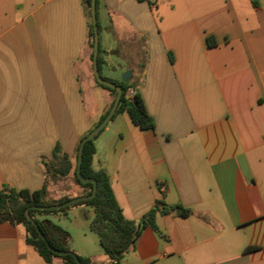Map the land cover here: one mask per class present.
I'll return each instance as SVG.
<instances>
[{
	"label": "crops",
	"instance_id": "1",
	"mask_svg": "<svg viewBox=\"0 0 264 264\" xmlns=\"http://www.w3.org/2000/svg\"><path fill=\"white\" fill-rule=\"evenodd\" d=\"M89 21L83 0H0V190H39L56 146L74 166L79 139L108 111ZM96 22L100 76L130 71L153 129L116 114L91 169L105 171L126 220L168 209L118 264H264V0H96ZM72 172L48 197L80 194ZM70 210L84 239L65 230L67 247L113 264L86 233L90 207L39 219ZM0 264L46 263L21 224L1 223Z\"/></svg>",
	"mask_w": 264,
	"mask_h": 264
},
{
	"label": "trees",
	"instance_id": "2",
	"mask_svg": "<svg viewBox=\"0 0 264 264\" xmlns=\"http://www.w3.org/2000/svg\"><path fill=\"white\" fill-rule=\"evenodd\" d=\"M83 2L85 8L88 10L87 14L90 19V0H83ZM96 25L98 29L97 22ZM88 27L90 38L89 46L92 48L93 32L91 21H89ZM207 44L209 46H213L215 43L213 39L207 38ZM99 65L100 59L98 49L97 67L98 72L100 73ZM102 78L121 87V96L112 118L116 114L125 111L129 115L131 122L138 126L141 130H152L153 121L147 114L142 99L139 93L135 90V85L131 82H115L104 77ZM97 85L110 93L112 97V105L116 91L98 83ZM130 90L132 93H129ZM129 103H131V106H128ZM106 113L101 117L99 122L105 117ZM85 135L79 139V142ZM95 137L84 144L80 165V173L82 177L86 179H93L95 181L96 192L94 197L90 200L76 203L70 207L60 210H38L31 208L28 210V214L38 225L47 243L52 248L60 251H71L67 247V242L69 239L68 233L59 226L53 224L51 221L47 219L41 220L39 217L65 213L69 208L80 205L90 207L93 210V218L89 223V230L97 236L98 243L104 255H106L113 264H118V261L122 258V256L133 248L142 228L146 225L154 227L155 214L157 212L162 214L167 213L168 209L165 207L160 209V205H156L139 223L136 224L133 221L126 220L122 215L121 209L115 201L105 171L103 169L98 171H93L91 169V160L94 154L93 141ZM79 142L76 146L74 166H72L68 156L61 153L57 146L53 150L52 159L43 161L45 166V182L39 190L32 192L28 190L17 191L7 186H4L3 189L0 190V224H21L25 230L26 243L37 251V253L44 259L46 264H51L53 258L62 260L63 264H75V262L74 259L69 255L59 256L48 250L44 241L39 237L33 224L27 220L25 216V210L32 206H49L60 204L69 200V197H62L57 200L49 198L47 186L49 182L55 183L57 180L65 178L71 169H73L72 178L76 185L80 188V194L78 196H86L92 193V184H81L76 176L75 169ZM172 210L175 212V214L183 217L190 214L189 209L183 208L179 205L172 207ZM77 257L81 264L91 263L89 258L80 257L78 255Z\"/></svg>",
	"mask_w": 264,
	"mask_h": 264
},
{
	"label": "water",
	"instance_id": "3",
	"mask_svg": "<svg viewBox=\"0 0 264 264\" xmlns=\"http://www.w3.org/2000/svg\"><path fill=\"white\" fill-rule=\"evenodd\" d=\"M90 20L92 24V32H93V41H92V73L94 76L95 81L105 87H108L110 89H114L116 91V95L114 97V100L112 102V105L109 107L105 117L92 129L90 130L79 142L78 145V151H77V161H76V176L81 184H86V183H91L93 188H92V193L90 195L86 196H77L70 198L69 200L60 203V204H54V205H49V206H32L29 207L28 209L25 210V216L29 222H31L36 229L39 237L44 241L46 247L48 250H50L52 253L55 255L59 256H64V255H69L74 259L75 264H81L80 260L78 259L77 255L71 251H60L55 248H52L46 241L44 235L40 231L38 225L35 223V221L29 216L28 210L31 208H35L38 210H60L64 209L67 207H70L76 203H80L83 201L90 200L91 198L94 197L95 192H96V185L95 181L93 179H86L83 178L81 173H80V165H81V157H82V149L83 146L86 142L92 140L104 127L105 125L110 121L112 118L120 96H121V87L119 85H116L115 83H112L110 81L104 80L99 72H98V67H97V55H98V31H97V25H96V0H90ZM131 77V72L130 71H125L122 76H121V81L126 83L129 81V78ZM128 106H131V103L128 104Z\"/></svg>",
	"mask_w": 264,
	"mask_h": 264
},
{
	"label": "rangeland",
	"instance_id": "4",
	"mask_svg": "<svg viewBox=\"0 0 264 264\" xmlns=\"http://www.w3.org/2000/svg\"><path fill=\"white\" fill-rule=\"evenodd\" d=\"M88 11V10H87ZM67 188V186H65V184H62L60 186H55L53 187V190L50 192L52 194V196H57L58 194H61L63 192V190H65ZM50 197V196H49ZM51 198V197H50ZM70 209V208H69ZM68 209V210H69ZM73 211L75 210H70L68 212V215L66 218H63V216H61V214L59 216H56V217H50V220L57 226H59L60 228L64 229V230H68L67 232L74 236H78V239H79V244H81L84 239V236H83V233H81V228L79 227H74V223L72 222L73 221V218H72V213ZM41 219V218H40ZM86 233H88V235H92L94 241H95V246H94V250L96 252H99V253H102L101 250H100V247H99V244H98V239H97V236L93 233V232H90L89 228H87L86 230ZM93 250V249H92ZM94 251V252H95ZM93 252V251H92Z\"/></svg>",
	"mask_w": 264,
	"mask_h": 264
},
{
	"label": "built area",
	"instance_id": "5",
	"mask_svg": "<svg viewBox=\"0 0 264 264\" xmlns=\"http://www.w3.org/2000/svg\"><path fill=\"white\" fill-rule=\"evenodd\" d=\"M129 93H132V91L130 90Z\"/></svg>",
	"mask_w": 264,
	"mask_h": 264
}]
</instances>
